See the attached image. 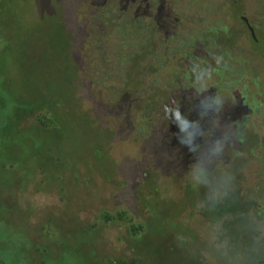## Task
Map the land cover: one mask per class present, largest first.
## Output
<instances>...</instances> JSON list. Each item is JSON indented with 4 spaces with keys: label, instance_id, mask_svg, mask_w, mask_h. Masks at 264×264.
I'll list each match as a JSON object with an SVG mask.
<instances>
[{
    "label": "rangeland",
    "instance_id": "rangeland-1",
    "mask_svg": "<svg viewBox=\"0 0 264 264\" xmlns=\"http://www.w3.org/2000/svg\"><path fill=\"white\" fill-rule=\"evenodd\" d=\"M178 13L181 40L219 28L212 50H238L244 74L264 70V0H181ZM118 22L93 0H0V264H257L264 201L240 190L242 157L177 153L153 117L174 93L154 60L166 39L156 32L143 55L147 36L123 41ZM245 79L232 95L264 101V83ZM250 120L236 148L253 160L246 188L261 180L251 149L264 143V118Z\"/></svg>",
    "mask_w": 264,
    "mask_h": 264
},
{
    "label": "trees",
    "instance_id": "trees-1",
    "mask_svg": "<svg viewBox=\"0 0 264 264\" xmlns=\"http://www.w3.org/2000/svg\"><path fill=\"white\" fill-rule=\"evenodd\" d=\"M93 4L97 10L101 9L102 13L107 14L109 18L116 16L120 20L115 27L118 28L123 41H127L128 38L144 40L147 36L143 42V55L152 50L151 38L156 32L166 39L160 46L164 47V51L174 47H187L186 42L181 40L178 30V7L181 0H93ZM99 24L104 25L103 22ZM210 31L213 33V28ZM198 47L202 49L205 45L201 43ZM158 74L166 81L171 78V71L167 65L162 66ZM172 87L171 90H174V93L171 100L160 107L153 117L160 120L162 130L168 131L167 135L173 133V144L176 146L177 153L188 152L185 156L183 155V158L196 160L201 147L209 145L211 148L214 143L212 124L217 121L213 113L218 91L213 83H190L188 88L184 86L181 79ZM235 93L238 94L237 97L247 95L244 88ZM238 105L245 107L247 104L238 101ZM239 109V117L248 112L245 108ZM169 113L172 115L170 116ZM226 117H221V127L227 129L230 128L231 120ZM204 131L208 132L207 136H204ZM206 140L212 142L209 144ZM124 217L125 214L121 212L115 215H103V218L108 221L123 220ZM130 230L137 235L144 231V227L132 224Z\"/></svg>",
    "mask_w": 264,
    "mask_h": 264
},
{
    "label": "flooded vegetation",
    "instance_id": "flooded-vegetation-1",
    "mask_svg": "<svg viewBox=\"0 0 264 264\" xmlns=\"http://www.w3.org/2000/svg\"><path fill=\"white\" fill-rule=\"evenodd\" d=\"M238 7H239L238 5L237 6L233 5V7L231 6L230 14H232L231 16L233 18L241 17V19L249 29L248 24L244 20V18H246L247 20L248 18L245 16L238 15L239 14ZM248 22L251 25L249 20ZM221 29H223V31L226 30L225 27H222ZM219 30H220L219 28L214 30L213 36L220 35L221 32ZM250 33L252 36L251 31ZM193 34L192 35L194 36V38L196 37L193 41L192 39H190L191 38L190 36L188 39L184 40L186 42L187 47L171 48L170 50L165 51L164 57H162L163 55L159 57L154 56L157 54L154 53L153 54L154 60L157 62V64H161V67L165 65L171 66L175 61L176 62L184 61L183 65L181 64L179 66L177 64V66L180 69V73L178 74L173 71L171 74V78L166 81L167 83H178V80L181 79L182 83H184V86L188 88L190 86V83L208 82V83H213L215 85L218 91V95L215 98L216 106L213 115H215V118L217 120L216 122L219 125V127L216 129L213 128L214 143L211 148L209 147V145L207 146V148L209 149L208 152H213L212 156L217 158L218 161L217 163L221 162V154L225 152V148H227L229 152H232V154L230 155L231 158L234 159L237 157H242V165L240 166L238 172L242 173L244 175V178L243 181L241 182L240 190H246V192L250 194V197L257 198L260 201H264V143L259 142L256 145H254V147L251 149L253 157H257L255 152L260 151L259 164L261 167V171H260L261 180L259 182L254 183L255 184L254 187L252 185H250L247 188L245 187V184H249L248 179L245 175L247 174L246 169L249 165L252 164L253 160H248L244 154H240V156H237L236 153L239 152V150H237L236 148L242 149L246 145V143H248L247 141H249L250 137L248 134H246L245 137H242L241 134H243L247 130V127L249 125L248 122L251 121L250 119H252L253 116L264 118V112L260 111L262 107L261 105H263L262 109L264 108V101L259 102L257 97L255 96L246 95L244 97H237L236 95H232L231 93V91H233V85L235 83H240L241 79L247 76L248 79H245L242 83H264V70L262 69L260 70L258 67H254V68L252 67L253 69H249L247 73L244 74L245 70L241 69L244 65L243 60H238L236 58L238 50H234L231 47H229L230 49L228 50L225 49L212 50V47L210 48V44L213 46L214 39L212 38V36L207 39V35L209 34V31L199 32V34L197 32H194ZM254 41L258 42L257 37L256 39H254ZM201 43L205 45V47L202 49L198 47V45ZM197 48H199V50ZM162 58L165 59V62L164 60H161ZM166 58H168V61L171 62L170 65L167 64L168 61L166 60ZM213 62L217 64L211 68V63ZM237 72L239 73V75ZM236 76L240 77V80H236ZM256 86L258 87L260 85L256 84ZM260 87L264 88V84L261 85ZM261 92L262 93H260V96L264 100V89ZM247 98L250 100L252 105L251 103L248 102ZM221 99H222V103H221ZM238 101H240V103H246L247 105L245 107L243 106L241 107L238 105ZM239 108L241 109L245 108V110H248V112L243 116L240 115L239 117V111H238L240 110ZM216 115L218 116L216 117ZM222 116L225 117L227 116L226 118L228 120H231L230 128L226 129L221 127ZM260 129L263 133L262 135H264V127H261ZM244 152H246V150H244ZM207 156L211 157V154ZM225 161H227V163H231L230 160H225ZM217 166H219V164ZM215 177L217 179L216 183L219 187V184L221 182V179H223V176H221V173L218 172V174H216ZM230 182L231 179L226 183L230 184ZM262 208L263 206H259L257 208L258 213L262 211ZM257 242L261 243L262 241H257ZM262 259H264V257Z\"/></svg>",
    "mask_w": 264,
    "mask_h": 264
},
{
    "label": "water",
    "instance_id": "water-1",
    "mask_svg": "<svg viewBox=\"0 0 264 264\" xmlns=\"http://www.w3.org/2000/svg\"><path fill=\"white\" fill-rule=\"evenodd\" d=\"M244 20L246 21V23L248 24L249 26V29L250 31L252 32V36L254 39H256V35H255V31H254V28L249 24L248 20L246 18H244ZM257 264H264V259H261L257 262Z\"/></svg>",
    "mask_w": 264,
    "mask_h": 264
}]
</instances>
